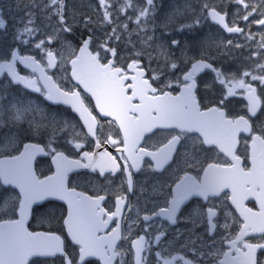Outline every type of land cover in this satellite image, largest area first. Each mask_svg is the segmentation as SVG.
I'll return each instance as SVG.
<instances>
[{
  "label": "snow or ice",
  "instance_id": "6c2138e0",
  "mask_svg": "<svg viewBox=\"0 0 264 264\" xmlns=\"http://www.w3.org/2000/svg\"><path fill=\"white\" fill-rule=\"evenodd\" d=\"M99 2L101 7L106 8V0H99ZM234 2L243 6V20L248 21L253 13H259L261 17H264V0L251 5L247 0H234ZM147 4L150 7L139 10L137 21L151 12L153 0H147ZM50 5H58L55 8V13L59 17L58 30L71 33L73 27L67 23L63 15L64 0H50ZM249 8H251L250 11ZM204 10L227 32L244 34L242 28L235 25L229 26L225 22V15L217 11L215 7L210 8L208 4H205L202 11ZM109 17L110 13L105 10L102 23H111ZM90 22V20L86 21V23ZM173 22L170 16L164 26L167 27ZM32 23L33 21L29 19L28 24H25L23 28V33L31 35L36 30L28 26ZM196 23H199V18ZM255 23L264 26V18L256 20ZM184 27L191 28L192 26L181 25V28ZM5 28V19L0 18V29ZM115 32L116 29L113 28L112 33L115 34ZM260 36L259 46L264 48V33ZM246 38L252 39V34ZM90 40L91 37L83 40L79 54L75 53L70 42L67 44L69 57H74L69 59L72 66L71 76L85 92L91 94L95 100V107L102 117L112 118L108 124L113 127L118 126L122 140L114 139L109 133L104 143L116 146L120 151V156L117 158L107 150L82 151L80 159H69L64 152L52 146L51 139L47 145L42 147L39 144L23 143L18 133L5 136L0 142V155L3 156L0 159V204L6 209L3 212L4 216H18V218H0V264H29L30 257H53L57 254L63 257V264H78L77 256L79 264H88L86 258L91 257H98L102 264H113V261L120 257L121 264H125L123 261L125 252L133 254L134 264H143L145 258L141 253L145 251L144 236L132 240L130 249L118 250L117 241L128 239L121 233L119 220L114 219L121 212L124 198L118 196L116 211L108 212L101 206L105 196L86 195L85 192L77 191L76 187H69L66 183L68 173L74 169H91L92 172L98 169L100 176H104L108 171L112 173L123 171L127 174L128 190L132 191L133 179L129 167L138 168L143 157H151L155 171L171 170L170 175L175 177L173 183L168 186L165 206L159 207L158 211L154 210L152 216L163 217L175 223L181 206L190 198L202 197L208 201L211 197L223 196L236 207L244 222L234 237L231 234L222 236L221 243L227 244L229 251L217 248L208 255L212 256L215 264H264L257 256V249H264V243L253 244L245 240L250 231L261 233V238L264 239V120L257 122L253 119L262 110L261 96L257 94V88L245 79V77H251V81L258 80L261 85H264V63L256 65L262 73L260 75L246 70L239 79L235 74L227 78L219 69L205 60L203 54L199 59L185 54L182 64L178 65L171 58L169 49L161 45L160 55L164 57L166 66L179 72V75H176V84L180 87V91L173 95L171 91L165 90L172 88L171 81L154 87L153 83L145 78V72L140 68L137 60L129 63L127 69L116 66L111 59L107 63H101L100 53L93 54L88 51ZM43 43L41 41L36 44V47L41 48ZM178 43L176 40L171 41L172 45ZM228 43L231 44V41ZM99 47L104 48L106 52H111L113 56L116 55V50L108 47L107 41ZM237 47H242V45H237ZM46 55L48 66H54L56 57L53 52L47 51ZM17 60L26 66L34 67V70L39 69L43 75V69H40L39 64L32 57H20L15 50L11 51L10 58L5 57L0 60V75L7 73L13 82L22 83L37 92L41 91L35 86V80L17 72ZM205 69L216 74V80L225 86L227 96L235 95L236 89H243L244 98L247 100L246 115L228 118L220 107L202 110L197 101L195 89L197 88V73ZM44 79L47 89L46 99L70 104L73 110L80 114L87 128L86 133L76 132L68 143L75 149L82 150L87 138L91 136L96 141V148H101L102 143L97 129L99 127L102 131L103 125L86 105L81 93L65 91L54 84L49 87L51 78L44 77ZM151 80L157 82L160 76L153 75ZM220 103L223 104L224 101L221 100ZM12 107L15 108V105ZM9 119L15 120L19 125L24 119V112L17 109ZM28 125V131L32 135H39L41 129L47 127L46 124L36 122L34 119L29 120ZM154 129L161 131L157 142L151 144L153 150H149L141 145V140L145 138V133L156 135L153 132ZM194 133L199 135L193 137L191 134ZM241 133H247L251 139L249 145L248 137H244L246 147L250 148L246 159L250 161L251 167L247 168L241 166V157L236 154ZM80 137H83V141L79 139ZM188 140H192L191 150H189ZM20 144H23L22 148ZM8 149L18 154L12 155L7 151ZM215 149L231 157V163L214 162L208 163L205 167L200 154ZM37 154L51 155L52 164L55 165V171L51 175L40 178L34 171L33 160ZM118 160H124L125 163L121 165ZM128 161H131L130 166ZM190 170H195L197 175L190 174ZM180 172H183V175H179ZM81 179L86 183H91L90 177L84 176ZM105 179L108 177L105 176ZM249 196H255L259 211H253L252 208L245 206L244 201ZM48 198L64 201L67 205L66 215L60 218L50 215L46 218L49 223L53 221L59 223L62 220V231L66 230L67 237L75 245L72 254L66 252V242L61 235L53 231H29L26 226L30 214L35 213L33 205L47 201ZM193 214H197L195 209ZM215 216L216 212L210 207L207 211L209 233L218 227L217 223L213 222ZM229 216L231 213L226 212L225 223L219 227L225 229L231 227L227 223ZM151 218L149 215L143 217L145 221ZM110 222H115L116 226L111 228L110 232L101 235L109 228ZM161 235L163 233H160L156 239L159 240ZM193 251L196 250L193 249ZM231 252L235 255H231ZM217 256H222L223 259L216 261ZM156 257L157 264H173V261L177 259V257L169 259L161 252H157ZM179 259L183 260L184 264H196L195 261L184 259V257H179Z\"/></svg>",
  "mask_w": 264,
  "mask_h": 264
},
{
  "label": "flooded vegetation",
  "instance_id": "af4514ba",
  "mask_svg": "<svg viewBox=\"0 0 264 264\" xmlns=\"http://www.w3.org/2000/svg\"><path fill=\"white\" fill-rule=\"evenodd\" d=\"M111 1L115 4L121 3V5H124L125 13L120 14L111 23H102L103 15L98 8L100 6L99 0H64L63 15L67 23L73 27L71 33H66L58 30L60 27L59 17L55 13V8L58 5H50V0H0V18L5 19L6 22V28L0 29V60L5 57L10 58L11 51L15 50L20 57H32L39 64L40 69H43L42 75L39 69L34 70V67L26 66L19 60L16 61L17 72L22 76L35 80V86L41 89L39 92L33 88L13 82L7 73L0 75V95H6L7 103L23 102L30 112L43 117V119L35 117L34 120L36 122L47 125L46 128L41 129L39 135H32L30 132L25 133L23 143H34L43 147L51 139L52 146L58 151L64 152L69 159H80L82 151L101 152L107 150L117 158L120 156V151H118L116 146L104 143L109 133L112 134L114 139L122 140V134L119 133L118 126L113 127L108 124V121L112 118L102 117L99 110L95 107V100L91 94L85 92L83 87L78 85L71 77L72 66L69 59L74 57H69L67 49L69 42L75 49V53L79 54V48L82 46L83 40L91 37L88 51L93 54L100 53L102 57L101 63H107L111 59L116 66L123 69H127L129 63L137 60L140 68L145 72V78L149 79V82L153 83L154 87H159L160 84L171 81L172 88L165 90L171 91L173 95L178 94L180 91V87L176 84V75H179V72L171 69L170 66H166L164 57L160 55L161 45H157V40L162 41V45L169 49L171 58L178 65L182 64L185 54L195 56L197 59L203 54L204 59L219 69L227 78H231L235 74L236 78L239 79L240 75L246 70L257 75L262 74L256 68V65L264 63V50H258L255 47L253 38H246L249 33L243 27V35L237 33L225 36L215 26L219 37L227 43L231 41V44L206 46L205 42H203L205 36L202 30H199V45L189 46L181 44L185 31L178 27L179 23L185 22L187 19L197 20L198 18L200 22L206 17L207 11H202L205 4H202L201 0H195L197 2L192 6L191 13L185 9L184 4L181 2L182 0H153L151 12L144 17L145 19L148 18L151 24L144 28H139L137 19L135 21L130 19V17L134 18V15L137 17L139 11L128 7H150L147 4V0H106V4H110ZM211 7L223 12L226 20L232 26L235 25L241 28V22L245 21L242 19L244 11L229 18L221 6L212 5ZM170 16L177 23L175 25V22H173L165 27L167 18ZM260 18L262 17L259 13H253L249 20L245 22H254L256 26L255 21ZM29 19L33 23L28 26L36 29L31 35L23 33V28L25 24H28ZM120 19L124 21L117 22ZM87 20L91 22L86 23ZM159 20H165V23L163 22L161 25L162 28L157 26ZM113 28L116 29L115 34L112 33ZM260 32H262V29H257L256 33ZM117 36H119V39H117ZM172 40H176L179 43L172 45ZM41 41L44 43L41 48H37L36 44ZM105 41H107L108 47L116 50L115 56L111 52H106L104 48L99 47ZM237 45H242V47H237ZM47 51H52L56 57V63L52 67L48 66ZM153 75H159L160 80L157 82L152 81L151 77ZM44 77L51 78L49 87L54 84L62 90L79 91L81 93L86 105L93 111V115L97 117L100 124L103 125L102 131L99 127L97 129V134L100 136L102 143L101 148H96V141L91 136L87 138L82 150H77L68 143L70 139H73L76 132L86 133L87 128L70 104L46 99L47 89ZM245 79L257 88V94L261 96L262 110L258 112L257 117L253 118L259 122L264 120V85H261L258 80L251 81V77H245ZM196 82L195 95L202 110L210 107H220L225 111L228 118L247 114V100L244 98L243 89H236L235 95L227 96L225 86L216 80L214 72L207 69L197 73ZM221 100L224 101L223 104L220 103ZM7 105L4 104L5 107ZM30 117L33 118V116ZM9 130H12V128L9 127ZM54 130L55 134L53 135ZM160 131L159 129H154L153 132L156 135L145 133V138L141 140V145L153 150L151 144L157 142ZM191 135L195 137L199 134L194 133ZM244 137H248V134H240L236 154L241 157V166L247 168L251 167L250 161L246 159L250 148L246 147ZM79 139L83 141V137ZM187 143L189 150H191L192 140H188ZM250 143L251 139L248 137V144L250 145ZM22 145H20L21 148ZM157 146H159L158 143ZM120 147L122 148L123 145L121 144ZM204 147L207 148L208 146ZM10 153L12 155L18 154L15 151ZM200 155L205 167L208 163L214 162L221 164L231 163V157L225 156L219 149ZM1 157L3 156L0 155ZM118 163L123 165L125 161L118 160ZM33 164L34 170L40 178L51 175L54 171L51 155L37 154ZM128 164L130 166L131 161H128ZM165 167L167 168L168 166L166 165ZM129 171L133 179L132 191L128 190L127 174L123 171L116 173L108 171L104 176H100L98 169L96 172H92L91 169H74L68 173V180L66 181L69 187H76L77 191H83L86 195L105 196L101 206L108 212L116 211V199L118 196L124 198L121 212L114 219L119 220L121 233L128 239L117 241L118 250L130 249L132 240L144 236L145 251L141 253L145 258L143 264H157V252H161L163 256L169 259L177 257L173 264H184V261L179 259V257L193 260L196 264H215L212 256L208 255L209 252L215 251L217 248L229 251L228 245L221 243L222 236L231 234L234 237L239 231L240 225L244 222L233 209L230 200L225 199L223 196L219 198L211 197L208 201H205L202 197H192L181 206V210L177 213L176 222L171 223L166 218L152 216L154 210L158 211L159 207L165 206L164 201L167 197L168 186L175 179V177L170 175L171 170L155 171L151 157H143L139 167H129ZM190 174L197 175V172L190 170ZM179 175H183V172H180ZM84 176L90 177L91 183H86L85 180L81 179ZM105 176L108 179H105ZM161 185H164V187H161ZM8 187L11 188V186ZM244 204L246 207L252 208L253 211L259 210L255 196H250ZM210 207L216 212L213 222L218 225L217 229L211 233L208 232L207 222V211ZM33 208L35 213L30 214L26 224L29 231H53L55 234L61 235L66 242V252L72 254L75 245L67 237L66 230L62 231V220L59 223L55 221L49 223L46 218L50 215L56 218L66 215V203L60 200H48L34 205ZM194 209L197 214H193ZM4 211L6 209L0 204V218H18V216H4ZM226 212L231 213V216L227 219V223L231 225L229 229L219 227L225 223ZM145 215H149L152 218L145 221L143 219ZM42 216L44 217L43 219ZM115 226V222H110L109 228L102 232L101 235L110 232L111 228ZM160 233H163V235L157 240L156 237ZM261 237V233L256 234L250 231L245 240L253 244L264 243V239ZM193 249L196 251L194 252ZM244 250L246 251V249ZM76 251L78 252V249ZM230 254L235 255L234 252ZM257 256L264 262V249H257ZM220 259H223V257H216V261ZM86 260L88 264H102L98 257L86 258ZM77 261L79 264L78 256ZM123 261L125 264H134L133 254L125 252ZM29 264H63V257L60 254L53 257H32L29 260ZM113 264H121V258L117 257Z\"/></svg>",
  "mask_w": 264,
  "mask_h": 264
},
{
  "label": "rangeland",
  "instance_id": "374dc122",
  "mask_svg": "<svg viewBox=\"0 0 264 264\" xmlns=\"http://www.w3.org/2000/svg\"><path fill=\"white\" fill-rule=\"evenodd\" d=\"M181 2L184 4L185 9L190 11L192 6L194 5V3H196L197 1H195V0H182ZM201 2H202V4L203 3L204 4L210 3V4H217V5L218 4L225 5L226 6V12L230 16L232 14L240 13L241 10H244L243 6L235 3L234 0H201ZM247 2L249 4H251V3L258 4L259 0H247ZM98 8L100 9L102 15H104V11L107 10L110 13V17H109L110 19L111 18L114 19V17H116V15L122 14L124 11L121 4H115L113 1H111L110 4H106V8L101 7V6H99ZM130 8L132 9V6H130ZM190 13H191V11H190ZM208 21H206V22L201 21L202 26L200 27V29H202V30L204 29V35L206 37L203 39V42H206V46H214V45L222 44L223 40L219 37V35L217 33L214 32L215 30H214L213 26ZM144 22H145V20H144ZM163 22L165 23V20H162V21L159 20L157 22V26L159 28H162L161 25L163 24ZM174 22L176 25L177 21H174ZM181 24L192 26L191 28L185 27L186 33L183 37V41L181 44L182 45L189 44V46L199 45L198 38H196L198 35V31H199V28L195 27L197 25L196 20L180 22L179 25H181ZM243 24L246 25L247 22H243ZM248 27L251 30V27L249 24H248ZM260 34H258V35L253 34L255 37V46L258 50H264V48H261L259 46L260 40H261ZM157 45H162V41L157 40ZM4 104H8V105L5 107ZM13 105H15V108L12 107ZM17 109L24 112V119L21 123H19V125L17 124V122L15 120L9 119V117L12 116ZM30 116H33V118H31ZM35 117L43 119L42 116H39L38 114L34 115L32 112H30L24 106L23 102L15 101V102L7 103L6 95L5 94L0 95V142L3 141V138L5 136H10L12 133H18L20 139H22V141H23L24 140L23 139L24 134L29 132L27 129V128H29L28 121L34 119ZM9 127L12 128V130H9ZM7 151L12 152L11 149H8Z\"/></svg>",
  "mask_w": 264,
  "mask_h": 264
},
{
  "label": "water",
  "instance_id": "95a60500",
  "mask_svg": "<svg viewBox=\"0 0 264 264\" xmlns=\"http://www.w3.org/2000/svg\"><path fill=\"white\" fill-rule=\"evenodd\" d=\"M211 20H212V18H211ZM213 21V20H212ZM213 22H215V21H213ZM215 23H217V22H215ZM218 24V23H217ZM220 27H222L224 30H226L222 25H220V24H218ZM76 112V111H75ZM77 113V112H76ZM79 116H80V114L79 113H77ZM81 118V117H80ZM3 158V157H2ZM2 158H0V159H2ZM48 199H55V198H48ZM236 208V207H235ZM237 210V209H236ZM239 212V211H238ZM239 214H240V212H239ZM243 218V217H242Z\"/></svg>",
  "mask_w": 264,
  "mask_h": 264
}]
</instances>
